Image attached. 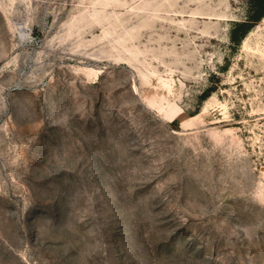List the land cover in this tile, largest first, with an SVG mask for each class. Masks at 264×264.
<instances>
[{
  "label": "rangeland",
  "instance_id": "obj_1",
  "mask_svg": "<svg viewBox=\"0 0 264 264\" xmlns=\"http://www.w3.org/2000/svg\"><path fill=\"white\" fill-rule=\"evenodd\" d=\"M260 12L0 0V264H264Z\"/></svg>",
  "mask_w": 264,
  "mask_h": 264
},
{
  "label": "trees",
  "instance_id": "obj_2",
  "mask_svg": "<svg viewBox=\"0 0 264 264\" xmlns=\"http://www.w3.org/2000/svg\"><path fill=\"white\" fill-rule=\"evenodd\" d=\"M257 3L259 5V7H261V12L258 16L255 17L254 21H257L258 19H260L261 17L264 16V6H263L264 0H257ZM240 27H244V31L242 32V36H243L246 34L247 29L245 27H247V26L244 25V26H240ZM234 39H236V38H234Z\"/></svg>",
  "mask_w": 264,
  "mask_h": 264
}]
</instances>
